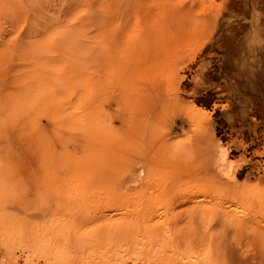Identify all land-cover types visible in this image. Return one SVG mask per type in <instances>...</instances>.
Returning a JSON list of instances; mask_svg holds the SVG:
<instances>
[{"label": "rangeland", "instance_id": "1", "mask_svg": "<svg viewBox=\"0 0 264 264\" xmlns=\"http://www.w3.org/2000/svg\"><path fill=\"white\" fill-rule=\"evenodd\" d=\"M0 264H264V0H0Z\"/></svg>", "mask_w": 264, "mask_h": 264}, {"label": "bare ground", "instance_id": "2", "mask_svg": "<svg viewBox=\"0 0 264 264\" xmlns=\"http://www.w3.org/2000/svg\"><path fill=\"white\" fill-rule=\"evenodd\" d=\"M218 153H219V158H220V160L222 161L224 158H225V151L223 150V149H220L219 151H218ZM217 153V154H218ZM195 202H197V204H198V202H199V200H195ZM205 203V202H204ZM215 210V209H214ZM222 210V209H221ZM231 210V209H230ZM216 212L214 211L213 212V210H212V212L211 211H201V214L203 215V216H208V217H212V214H213V216H215L216 214H215ZM217 213H219V212H217ZM222 213H223V211H222ZM225 213H227V212H225ZM221 216H223V215H221ZM225 216H227V217H229L228 215H225ZM225 216H223V218H224V220L226 219H228V218H225ZM223 220V219H222ZM229 223L230 224H232L234 227H242V226H244V221L243 220H240V219H236L235 221L234 220H232V219H229ZM229 224V225H230Z\"/></svg>", "mask_w": 264, "mask_h": 264}]
</instances>
